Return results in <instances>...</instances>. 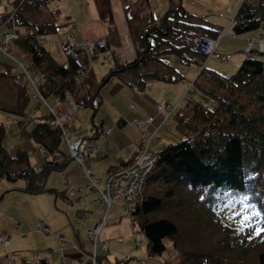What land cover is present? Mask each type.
Segmentation results:
<instances>
[{"label": "rangeland", "instance_id": "rangeland-1", "mask_svg": "<svg viewBox=\"0 0 264 264\" xmlns=\"http://www.w3.org/2000/svg\"><path fill=\"white\" fill-rule=\"evenodd\" d=\"M13 1L0 0V12L5 11L3 6ZM44 1V5L29 20L37 24L55 25V33L47 36L44 44L57 63L62 64L67 60L59 48V43L69 37L80 43L101 38L107 40L108 48L99 51L95 57H88L87 78L90 94L93 93L91 105L79 110L68 133L70 140H73L90 136L92 130L97 131L98 134L93 138L100 146V155L85 162L97 175L105 177L110 171L130 165L146 144L149 150L157 153L165 145L177 142L184 132L193 136L202 130L203 126L197 120L184 123V132L178 126L175 115L184 105L192 107L201 103L210 110L217 108L215 117L207 123L208 127L222 117L221 101L230 103L239 111L247 107V115L254 113L256 105L250 103L244 93H231L228 89L219 88L210 79L211 74L208 75L209 71L224 76L234 74L246 56L242 52L248 39L254 38L258 43L264 40V35L259 31L240 35L233 33V18L242 0ZM179 7H182L184 14L186 12L195 19L223 28L225 34L220 37L216 51L229 54V61H221L211 56L201 62L190 52L184 56L188 61L186 62L176 55L167 54L160 60L171 66L176 73L152 62L148 66H142L138 75L131 72L112 75L102 88L96 89V85L110 70L138 58L139 52L143 50L141 37L146 27L152 22H160L168 9ZM11 10L12 7L7 12ZM113 47H121L124 61L115 57L111 50ZM253 52L264 54V48L256 47ZM0 58L4 60L1 55ZM203 68L208 72L203 71ZM14 72H18L15 67ZM150 74L159 76L150 78L153 76H148ZM177 74L181 77L176 80ZM28 92L31 96L29 87ZM15 99L13 84L0 78V120L3 121L6 131L3 147L11 153L23 149L29 155L30 163L39 165L43 159L28 133L33 123H37L48 112L41 113L37 109L38 102L31 97L26 110L28 118L15 115L8 111ZM47 100L50 105H54L53 95L48 96ZM158 104L171 105L168 116L158 114ZM24 118H27V121H23L25 124L31 119L30 124L25 127L21 122ZM146 118H152V121L144 123L138 129L132 125L134 120ZM194 127L197 130L194 131ZM106 128L111 131L103 138L100 133ZM59 148L61 153L67 154L64 141H61ZM46 154L51 162L54 156ZM23 184L21 180H0V234L10 239L7 247L0 244V264H24L25 261L35 264L43 259L49 264H65L64 259H69L72 264H87L80 258V249L88 252L91 248L86 230L103 215L106 226L101 231L100 240L107 246L108 251L98 249L99 264H258L257 254L264 250V245L250 251H247V247L240 256L238 252H231L226 247L234 238L247 240L249 245L254 244L261 235L259 232L262 229L257 225L254 207L240 197H233V200L229 199L216 208L218 222L221 223L214 225L208 210L204 209L201 213L203 203L197 202L199 195L182 190L185 194L181 200L176 197L179 203L182 202L177 209L179 216L175 219L179 228L178 237L174 239L175 245L173 240L166 239V250L162 256L157 257L149 255L147 239L138 231V227V232L133 234L131 222L124 217L119 201H113L108 207L103 201L95 203L99 194L86 188L87 179L75 162L69 160L48 170L45 179L46 191L30 194L19 189ZM163 187L164 192L171 189L166 185ZM210 206L213 207L212 204ZM39 222L46 223L49 228L48 235L35 231ZM246 228L248 233H254V237H244L241 230ZM237 230L241 234L235 233ZM61 237L64 241H61ZM135 240L141 241L140 247H136ZM188 252H198L199 255H189ZM205 257L207 262H204Z\"/></svg>", "mask_w": 264, "mask_h": 264}, {"label": "trees", "instance_id": "trees-1", "mask_svg": "<svg viewBox=\"0 0 264 264\" xmlns=\"http://www.w3.org/2000/svg\"><path fill=\"white\" fill-rule=\"evenodd\" d=\"M44 2V0H14L13 9L7 12L5 19L0 18V42L5 31L14 30L18 34V37L12 39L5 49H0V55L4 58V60L0 58V78L9 80L16 94L15 102L8 111L18 116H27L26 110L31 97L38 102L37 109L41 113L48 112V106H53L47 100L51 95L54 96L55 101V96L64 97L68 92L80 109L89 105L92 100L93 93L90 94L91 88L87 78L89 62L85 52H79L76 59L67 57L64 63L59 64L51 57L45 44H40L41 39L46 40L47 36L55 33L54 24H37L29 20ZM182 10V7L168 9L160 22L157 24L152 22L146 27L141 37L143 50L139 52L138 58L110 70L96 85V89L102 88L112 75H121L125 72L138 75L142 66H148L152 62L175 72L171 66L160 60L167 54L176 55L188 62L184 56L191 52L204 62L205 55L194 46L193 40L196 37L220 39L224 30L219 25L195 19L186 12L184 14ZM9 15L13 17L10 19ZM263 25L264 0H242L233 18V33L240 35L259 31L264 35ZM242 53L246 55L245 58L237 71L230 76L208 72L204 68L203 71L212 75L210 79L217 87L228 89L231 93H244L249 102L256 105L254 113L247 115L245 112L247 107L239 111L230 103L221 101L223 115L219 120L214 121L213 126L208 127L207 123L215 117L217 108L210 110L201 103H196L192 107L184 105L175 115L178 126L184 132V123L189 124L192 120H197L202 124V130L193 136L184 132L177 142L165 145L156 153L158 160L147 177L131 216L139 228L138 231H141L147 239V251L150 256H162L166 250V239L173 240L175 245L174 239L179 234L175 219L179 216L177 209L182 205L176 197L181 200L182 195L185 194L181 192L182 190L199 195L200 199L197 202L201 201L203 207L198 209L202 211L201 213L204 209L208 210L214 225L221 223L218 222L219 217L216 215L217 207H221L229 199L233 200V197L246 200L254 207L257 214V225L262 229L259 232L260 238L251 245L247 240L234 238L226 247L241 256L244 254V248L249 247L247 251H250L264 245V54ZM229 59L221 61H229ZM19 64H22L33 76L42 75L37 84L47 103H41L33 97V85L26 79ZM14 67L18 69L17 73L14 72ZM151 75L153 74L148 76ZM158 76L154 74L150 78H158ZM180 77L177 74L176 80ZM163 79L169 80V78ZM78 80H80L79 84ZM28 87L32 91L31 96ZM93 109L95 110L96 107ZM58 112H61V109ZM189 113L191 114L186 116ZM27 118L21 120L24 127L31 122V119H28V123L25 124L23 121H27ZM35 122L28 134L34 140L35 147L40 145L43 149L44 155L38 152L43 159L39 165L30 163L29 155L25 150L19 149L11 153L3 147L6 131L3 121L0 120V180L6 179L10 182L21 180L24 184L19 189L30 194L46 191L45 179L48 170L69 161L67 154L60 152L59 147L63 140L60 137V130L53 128V116L49 113L44 114L37 123ZM46 153L54 156L51 162L48 161ZM58 157L63 161H57ZM39 167L41 171L38 170ZM163 185L171 189L164 192ZM173 199L176 201L174 202ZM211 204L213 207L210 206ZM241 231L246 238L254 237V233H248L247 228ZM235 233L238 234L240 231L237 230ZM187 254L199 255L198 252ZM207 260L205 257L204 262ZM257 260L258 264H264V250L257 254ZM24 264L31 263L25 261ZM38 264H49V262L43 259Z\"/></svg>", "mask_w": 264, "mask_h": 264}, {"label": "built area", "instance_id": "built-area-1", "mask_svg": "<svg viewBox=\"0 0 264 264\" xmlns=\"http://www.w3.org/2000/svg\"><path fill=\"white\" fill-rule=\"evenodd\" d=\"M10 7L13 9L12 3L3 6L5 11L0 12L1 19H5L7 10ZM9 17L11 19L13 16L9 15ZM224 34L225 32H223L220 37ZM17 37L18 34H16L14 30L5 31L3 37L1 38L0 49H5V47L9 45L10 41L12 39H16ZM193 41L194 46L205 55L206 59H209L211 56H215L220 60L230 58L228 54L216 53V47L219 39L196 37ZM44 42V39L40 40V44H44ZM2 46L4 47L2 48ZM256 47L264 48V40H260L258 43L256 39L249 38L244 46L243 52L247 55L251 54L253 49ZM59 48L66 57L76 59L79 52L84 51L85 54L91 58L97 51L108 48V45L106 38L80 43L76 42L72 37H69L65 41L59 43ZM111 50L112 53L115 54L116 58L124 61L121 47H113ZM19 65L23 69L26 79L33 85V97L37 98L41 103H47L41 88L37 84V81L41 80L42 75L33 76L22 64ZM77 83L79 84L80 80H78ZM48 108V113L53 116V128L60 130V137L66 143V157L75 162L82 169L83 174L87 179L86 188L88 190L97 191L99 194V198L95 200V203L98 204L103 201L108 207L113 201H119L122 204L124 217L129 218L131 222V230L133 234H136L137 224L131 219V216L135 211V205L139 201L147 177L156 165L158 155L149 150L146 144L130 165L110 171L105 177H101L95 173L93 168L85 165L87 159L97 157L100 154V146L93 138L94 135L98 134L97 131L92 130L90 136L77 137L73 140H70L69 138V126L77 119L79 114L78 112L80 110V106L77 104L73 96L68 92L65 93L64 97L55 96L54 105L48 106ZM170 108V104L156 105L158 114H162L165 117L170 113ZM59 109H61V112H58ZM151 121L152 118L134 120L132 125L138 129L143 126L144 123H150ZM110 131L111 129L106 128L101 131L100 135L105 138ZM36 149L41 155H44L43 149L40 145H36ZM57 161L61 162L63 159L58 157ZM38 170L41 171V167H39ZM105 226L106 218L105 215H103L101 219L86 230L88 242H90L91 248L88 252L80 249V258L87 264H99L98 249H101L104 252L108 251L107 246L100 240L101 231ZM35 231L42 235L49 234V228L45 222H39ZM61 241H64L63 237H61ZM9 243V237L0 234V244L7 247ZM141 244V241L135 240L137 248L140 247ZM63 263L72 264L69 259H64Z\"/></svg>", "mask_w": 264, "mask_h": 264}]
</instances>
